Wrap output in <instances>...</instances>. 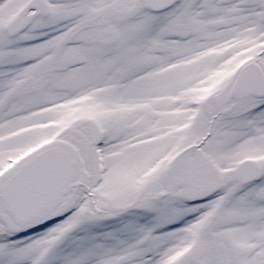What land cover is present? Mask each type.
<instances>
[{"label": "snow or ice", "instance_id": "1", "mask_svg": "<svg viewBox=\"0 0 264 264\" xmlns=\"http://www.w3.org/2000/svg\"><path fill=\"white\" fill-rule=\"evenodd\" d=\"M0 264H264V0H0Z\"/></svg>", "mask_w": 264, "mask_h": 264}]
</instances>
